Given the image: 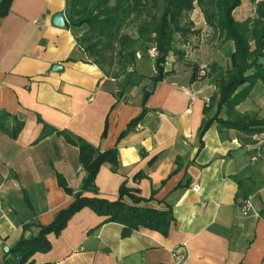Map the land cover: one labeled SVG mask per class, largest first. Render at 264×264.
Instances as JSON below:
<instances>
[{
    "label": "crops",
    "instance_id": "obj_1",
    "mask_svg": "<svg viewBox=\"0 0 264 264\" xmlns=\"http://www.w3.org/2000/svg\"><path fill=\"white\" fill-rule=\"evenodd\" d=\"M57 14L67 23L66 0H12L0 19V113L21 125L15 137L12 119L0 131V264L23 226L49 225L73 202L59 181L81 191L79 150L63 133L101 153L117 149V170L102 165L97 195L84 197L116 201L126 181L152 198L149 207L171 208L175 221L167 236L141 228L122 238L121 225L83 208L58 237L48 236L51 250L35 254L36 264H175V253L184 258L180 264H264V134L247 144L212 124L198 137L215 114L206 111L213 93L207 80L190 82L191 69L180 77L169 57L170 75L143 103L153 59L137 56L125 75L108 78L83 60L76 45L83 30L56 27ZM56 65L62 70L54 72ZM143 108L141 121L120 139Z\"/></svg>",
    "mask_w": 264,
    "mask_h": 264
},
{
    "label": "trees",
    "instance_id": "obj_2",
    "mask_svg": "<svg viewBox=\"0 0 264 264\" xmlns=\"http://www.w3.org/2000/svg\"><path fill=\"white\" fill-rule=\"evenodd\" d=\"M12 0H1L0 19L10 9ZM66 0V28L70 31L83 30L76 37V45L83 54V60L95 65L108 78L117 79L133 68L137 56L149 57L154 50L155 76L152 83L165 80L170 74L165 71L170 55L182 57L176 51L177 38H186L191 30L183 24L184 17L192 12L194 4L203 7L202 13L206 25L223 36L224 42L232 43L233 50L228 58L224 72L214 80L217 92L210 98L206 111L215 109L214 116L203 123L199 136L212 124L219 132L233 130L244 137L247 144L252 138L264 134V118L241 114L238 106L250 98L251 93L260 84L264 85V0L255 3L253 18L237 21L233 12L242 4V0ZM134 28L133 35L126 31ZM197 34V32H192ZM251 43L253 48L251 47ZM142 54V55H141ZM191 81H204L208 76L205 69L191 65ZM203 71L204 75L199 76ZM213 73L216 72L214 68ZM210 75L211 74H207ZM149 94L144 92L143 103ZM140 116L134 119L120 139L126 137L141 121L146 113L143 108ZM223 114V117H220ZM15 118L0 113V131L7 132L6 123ZM11 135L15 137L21 125L15 122ZM66 140L79 150V164L84 172L81 191L74 193L62 185L73 202L61 210L51 224L42 226L38 223L23 226V235L3 264H36L32 260L35 254H46L51 250L49 235L58 237L68 221L83 208H89L96 215L105 217V223L122 226V238L129 237L141 228L167 236L175 221L171 208L157 210L147 205L152 198L145 200L138 189L123 182L119 188L118 199L110 202L97 197L87 198L84 193L97 195L94 186L95 177L104 164H109L113 171L118 167L116 147L106 152H99L80 138L63 133ZM140 177V176H138ZM130 203L127 204L124 199Z\"/></svg>",
    "mask_w": 264,
    "mask_h": 264
},
{
    "label": "rangeland",
    "instance_id": "obj_3",
    "mask_svg": "<svg viewBox=\"0 0 264 264\" xmlns=\"http://www.w3.org/2000/svg\"><path fill=\"white\" fill-rule=\"evenodd\" d=\"M261 1L255 0V3ZM255 3L250 0H242L240 8L235 9L233 15L237 18H253ZM202 8L194 4L192 12L184 17L182 22L189 27L191 33L186 38H177L175 48L182 54V57L179 55L169 56L168 63L173 68L174 63L172 64V61L177 62L176 72L180 77H183L193 64L199 68H204L205 75L209 77L206 79L208 82L205 81L204 83L211 86L213 92L211 95L213 96L217 92L214 80L224 72L233 46L230 42H224L223 36L206 25ZM126 32L133 35L134 28H130ZM192 32H197V34H192ZM251 47L253 48L252 43ZM154 58L151 59L154 60ZM214 68H216V72L213 73ZM209 73L211 76L207 75ZM236 110L241 114L264 118V85L259 84L251 93L250 98L238 106ZM220 117H223V114Z\"/></svg>",
    "mask_w": 264,
    "mask_h": 264
},
{
    "label": "built area",
    "instance_id": "obj_4",
    "mask_svg": "<svg viewBox=\"0 0 264 264\" xmlns=\"http://www.w3.org/2000/svg\"><path fill=\"white\" fill-rule=\"evenodd\" d=\"M147 56H149L150 58H154L156 56V53H155L154 50H152V51L150 50L148 52V55ZM203 75H204V72L203 71H200L199 72V76H203ZM190 96H191L190 102L193 103L196 97L194 95H190ZM209 102H210V99H206L205 100V104L206 105H208ZM192 190L194 192H198L199 191V188H198V186H193L192 187ZM250 204H251L250 203V200L248 199L247 201L244 202V204H242L243 206H241L240 211L242 213H245L246 214L251 209V205ZM173 257H174V260H175V264H180L184 260L183 256H181L179 254H176V253L173 255Z\"/></svg>",
    "mask_w": 264,
    "mask_h": 264
},
{
    "label": "water",
    "instance_id": "obj_5",
    "mask_svg": "<svg viewBox=\"0 0 264 264\" xmlns=\"http://www.w3.org/2000/svg\"><path fill=\"white\" fill-rule=\"evenodd\" d=\"M53 18V24L56 26V27H59V28H64L66 27V21L63 17V15L61 14H57L55 15ZM62 70V67L61 66H58L56 65L55 67H53V71H60ZM155 86L156 84L155 83H152L149 87L146 88V93L148 94H152L155 90ZM8 251V248H4V252L7 253Z\"/></svg>",
    "mask_w": 264,
    "mask_h": 264
}]
</instances>
